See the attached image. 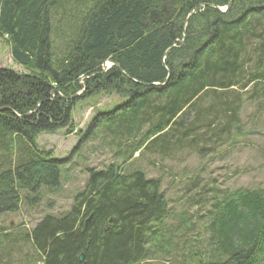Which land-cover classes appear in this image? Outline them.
Instances as JSON below:
<instances>
[{
	"label": "trees",
	"instance_id": "16d2710c",
	"mask_svg": "<svg viewBox=\"0 0 264 264\" xmlns=\"http://www.w3.org/2000/svg\"><path fill=\"white\" fill-rule=\"evenodd\" d=\"M63 6L71 35L57 53L52 20ZM0 37L24 69L0 68V217L61 185L62 161L38 149L41 134L73 132L85 98L124 100L88 133L106 130L123 164L89 169L69 210L21 239L2 235L0 264H82L81 255L86 264H146L164 255L169 201L140 163L156 167L240 136L246 90L253 86L252 101L264 94V0H0ZM215 208L212 250L192 264H264V190L236 191ZM26 246L32 253L21 255Z\"/></svg>",
	"mask_w": 264,
	"mask_h": 264
},
{
	"label": "rangeland",
	"instance_id": "374dc122",
	"mask_svg": "<svg viewBox=\"0 0 264 264\" xmlns=\"http://www.w3.org/2000/svg\"><path fill=\"white\" fill-rule=\"evenodd\" d=\"M74 3V1H73ZM71 5H74V4ZM53 13L54 49L60 53L67 31L66 10ZM70 7H67V10ZM0 68L24 73L12 57L10 47L0 37ZM112 68L108 64L106 71ZM77 96L86 94V88ZM252 85L246 91L240 121V136L202 153L184 150L176 153L156 167L153 159L144 160L140 166L149 178H161L163 191L169 201V211L164 220L169 245L166 253L146 264H192L194 256L210 253V219L217 210L215 205L239 190H264V94L259 101H252ZM124 100L114 94L99 93L85 98L72 113L73 132L64 129L56 133L41 134L38 149L50 151L53 158L62 161V180L58 189H42L41 201L33 205L23 204L16 213L0 217V237L5 233L22 238L46 215H58L69 210L73 197L81 192L89 178V169L103 170L111 165H121L123 160L115 155L114 144L106 130H94L90 125L100 113H108ZM94 134V135H93ZM136 155L135 157H137ZM32 253L31 247L23 254ZM197 264V263H196Z\"/></svg>",
	"mask_w": 264,
	"mask_h": 264
},
{
	"label": "water",
	"instance_id": "95a60500",
	"mask_svg": "<svg viewBox=\"0 0 264 264\" xmlns=\"http://www.w3.org/2000/svg\"><path fill=\"white\" fill-rule=\"evenodd\" d=\"M231 1H232V0H231ZM230 6H231V2H230V4H229L228 8H226V9H219V10H220L221 12L225 13V12H227V10L230 8ZM108 64H111L112 66L114 65L112 62H107V63H105L104 66H103V70H104V71H106V68H107ZM118 67H119V66H118ZM80 262H81L82 264H86V263H84V255H81V256H80ZM195 264H196V263H195Z\"/></svg>",
	"mask_w": 264,
	"mask_h": 264
}]
</instances>
